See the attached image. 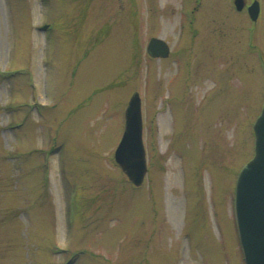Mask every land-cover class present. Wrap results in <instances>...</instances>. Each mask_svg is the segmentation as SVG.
I'll list each match as a JSON object with an SVG mask.
<instances>
[{"label":"rangeland","instance_id":"rangeland-1","mask_svg":"<svg viewBox=\"0 0 264 264\" xmlns=\"http://www.w3.org/2000/svg\"><path fill=\"white\" fill-rule=\"evenodd\" d=\"M260 1L254 21L234 0H0V264H245ZM135 92L140 186L114 157Z\"/></svg>","mask_w":264,"mask_h":264},{"label":"water","instance_id":"water-1","mask_svg":"<svg viewBox=\"0 0 264 264\" xmlns=\"http://www.w3.org/2000/svg\"><path fill=\"white\" fill-rule=\"evenodd\" d=\"M239 9L243 0H236ZM259 6L250 7L251 17L257 18ZM152 57L167 58L171 48L168 43L152 37L147 46ZM142 98L135 92L125 111V129L114 157L129 180L140 186L148 165L144 143ZM255 154L239 173L235 189V211L239 238L245 264H264V106L254 123Z\"/></svg>","mask_w":264,"mask_h":264},{"label":"flooded vegetation","instance_id":"flooded-vegetation-1","mask_svg":"<svg viewBox=\"0 0 264 264\" xmlns=\"http://www.w3.org/2000/svg\"><path fill=\"white\" fill-rule=\"evenodd\" d=\"M246 1L247 0H243L242 2V7L241 9L238 8L237 6V2L236 0H234V5H235V8H237V10L241 11V10H244L246 8V11L248 13V16L251 18V15H250V7L252 5H254L255 3H257V5L259 6L258 8V15H257V18L254 20V21H257L259 18H260V15H261V11H262V4H261V1L260 0H253L252 2H250L249 4H246ZM252 20V19H250ZM253 21V20H252Z\"/></svg>","mask_w":264,"mask_h":264}]
</instances>
